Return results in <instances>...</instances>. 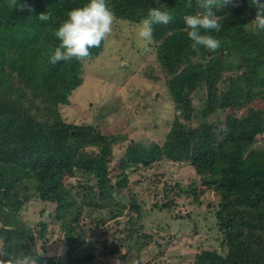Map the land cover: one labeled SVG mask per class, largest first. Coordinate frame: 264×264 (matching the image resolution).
Returning <instances> with one entry per match:
<instances>
[{"label": "trees", "instance_id": "16d2710c", "mask_svg": "<svg viewBox=\"0 0 264 264\" xmlns=\"http://www.w3.org/2000/svg\"><path fill=\"white\" fill-rule=\"evenodd\" d=\"M18 2L29 7L11 10L8 0H0L2 261L39 254L40 264H96L100 253L124 251L121 264H152L142 263L153 233H158L148 224L150 213L157 210L180 220L177 208L183 204L176 198L191 197L202 205L201 197L209 191L215 200L207 208L216 219L219 246L198 247L187 264H264V105L255 106L264 104V32L251 23L254 16L245 0L214 10L221 30L208 34L221 47L215 52L201 48L199 54L184 31V17L203 11L196 0L192 7H186L187 0H107L116 19L132 24H139L153 7L173 16L167 25H153L156 59L177 116L161 153L167 162L190 163L199 180L181 183L179 191L165 183V197L150 209L131 181L152 162L126 159L121 173L113 176L115 138L90 125L69 124L60 113L83 79L76 59L50 62L61 43L54 31L69 11L89 0ZM42 13L51 18L41 21ZM230 59L239 71L222 90L221 74ZM214 115L220 118L214 120ZM194 120L196 128L186 127ZM171 192L176 198H168ZM32 199L48 205L34 227L14 220ZM103 207L115 224L99 219L94 226L114 231L116 237L93 240L85 228L92 234L90 214ZM53 234L63 242L62 256L50 253ZM156 243L163 247V242ZM99 244L103 248L98 252Z\"/></svg>", "mask_w": 264, "mask_h": 264}, {"label": "rangeland", "instance_id": "374dc122", "mask_svg": "<svg viewBox=\"0 0 264 264\" xmlns=\"http://www.w3.org/2000/svg\"><path fill=\"white\" fill-rule=\"evenodd\" d=\"M245 2L249 7L248 14L254 16L251 19L253 21L257 9L250 5V0ZM138 25L116 19L112 33L101 46L90 49V62L85 64L79 61L83 83L69 96V103L61 105L59 109L65 122L79 126L90 125L102 135L115 138L117 143L114 145L113 176L121 173L126 159L152 162V167L141 171L140 175L135 174L131 181L134 193L146 203L145 208L150 209L156 199L165 197V183L179 191L181 183L198 182L199 178L190 163L177 164L162 158L161 147L177 116L172 96L164 83L165 75L156 59L155 44L153 41L145 44L139 40ZM225 66L226 71L223 70L221 74L225 79L220 85L222 90L228 88L231 75L239 71L238 65L231 59L225 60ZM230 66L233 67L232 70ZM263 105L260 102L255 104L256 107ZM245 111L246 109H242L240 113ZM217 118L220 117L214 115V120ZM186 125L189 128L198 126L195 120ZM206 134L212 139L213 132L210 128L206 129ZM168 196L176 198L173 192ZM201 199L203 204L198 205L192 202L191 197L176 198L178 204H183L177 208V212L182 215L180 220L157 210L150 213L148 224L153 232L158 233H153L155 243L152 241L143 252L142 263L187 264L193 259L198 247L218 248L216 219L207 208L215 197L208 191ZM47 208L46 203L32 199L14 220L34 227L40 218H44L43 210ZM102 209L90 214L92 234L85 228L87 237L93 235V240L105 241L107 236L114 235V231L106 228L99 230L94 226L99 219L105 220L107 224H115L110 221L107 207ZM47 214L46 212L45 215ZM120 218L122 220L124 217ZM156 242H163V247L158 248ZM97 248L99 252L103 245L99 244ZM64 249L59 236L53 234L50 253L62 256ZM0 252L4 253L1 243ZM124 253H100L95 263L121 264L120 259ZM3 256L0 255V260Z\"/></svg>", "mask_w": 264, "mask_h": 264}, {"label": "clouds", "instance_id": "9594fccd", "mask_svg": "<svg viewBox=\"0 0 264 264\" xmlns=\"http://www.w3.org/2000/svg\"><path fill=\"white\" fill-rule=\"evenodd\" d=\"M230 3L232 0H196L197 7L203 11L184 17L186 25L184 31L192 42L190 46L194 52L199 54L201 48L215 52L221 47V42L208 33L213 31L218 33L221 30L216 11L222 10ZM250 5L257 9L255 19L251 23L257 31L264 32V2L250 0ZM8 7L11 10L24 11L29 6L19 3L18 0H8ZM186 7H192V0H187ZM67 15L68 19L54 31L55 37L61 43L55 49L50 62L56 64L76 59L87 64L92 58L90 49L99 48L112 33L116 21L115 13L108 6L107 0H89L83 7L73 9ZM38 18L41 21H48L51 17L49 13H42ZM172 20L173 16L168 11L155 7L149 9L147 17L140 21L137 28L139 40L150 44L153 40V25H167ZM0 255L4 253L0 252ZM40 256L23 255L14 262L0 260V264H40Z\"/></svg>", "mask_w": 264, "mask_h": 264}]
</instances>
